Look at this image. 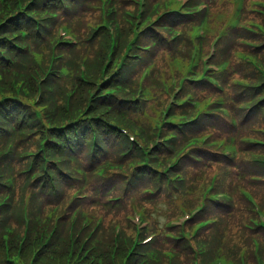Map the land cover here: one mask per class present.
I'll return each mask as SVG.
<instances>
[{
  "label": "trees",
  "instance_id": "1",
  "mask_svg": "<svg viewBox=\"0 0 264 264\" xmlns=\"http://www.w3.org/2000/svg\"><path fill=\"white\" fill-rule=\"evenodd\" d=\"M43 1L60 12L59 20L63 18L70 20L74 29L80 36V42L74 47L62 44H58L55 47V52L57 54L64 53L66 55L64 60L72 69V74L71 76H64L62 78L49 76L45 78V82L40 83V87L42 88L41 107L45 109L46 116H49L51 119L61 124H65L71 120L77 121L68 127H70L71 130L73 128L75 130H79L81 134H85L88 140L90 139L91 133H97L99 136L106 135L112 141L114 139L119 141L121 144L125 143V141L120 140L122 135L117 133L115 130L109 129L105 126L90 129L91 123L78 121L79 113L84 111V108L86 109L88 107L89 101L87 102V99L89 91L95 92V96H93L91 103H89V105L93 107L90 112H98L111 121L114 117V112L125 110L127 106V104L121 101V98L118 96L107 97L104 99V102L97 103L98 99L96 97V86L92 83V81L100 73L102 61L109 44V38L103 28L98 29L95 32L93 31L94 25L103 18L100 1L96 0L97 4L95 6L94 3L93 5L90 3V0H70L71 7L69 11H67L63 6V2L61 0ZM8 2L9 4L0 6V19L7 18L9 12L16 7V0H8ZM39 2H42V0H39ZM89 12L94 15L91 17ZM19 16V26L14 25L16 23L15 21L12 23V20H8L6 23L0 25V95L3 94L1 96L9 97L8 100L1 102L0 96V112L2 111L3 115L6 118L11 119L13 122L17 123L20 121L19 127L23 130H37L38 128V131L20 134L17 138H15L14 145L10 151L11 153L7 154L12 155L0 159V166L7 164L8 168L14 170L17 176L20 175L21 169L26 167L27 164L29 166L31 163L28 153L25 152L23 154V151L26 149H32L31 151L38 150V139L40 136L44 137L45 134L48 136L45 141L47 148H52L56 153L61 152L59 143L51 139L48 124L40 123L34 117L32 112L33 107L31 106L30 100L32 95H34L39 88L37 73L40 69L35 63L31 53H29L25 48L23 50L15 48L10 42L11 38L25 47L30 44L33 48L40 49L45 53L44 64L46 65L51 53L50 40L55 34L56 20H49L48 26L51 27V29L48 30L43 24L41 25V30L36 31L33 22L27 19L24 16V13L20 12ZM249 18L258 19L264 23V17L259 14L250 13ZM124 23V21H121V24ZM21 27L25 28L28 32L24 41H22L20 37L19 28ZM11 28H13V30ZM154 32V29H147L145 34H140L139 40L142 41L154 37ZM42 33L46 37L51 38L44 39L45 37L42 36ZM247 34L249 35L247 36L249 39L258 41L259 43H257L258 46L256 48H251L250 46H245L241 43H236L234 45L235 50L232 54L231 66L225 76L228 82L232 83L233 86L239 85L238 82L235 81L236 77L243 81L245 78L253 81H257L261 78V75L250 64L249 58L243 59L236 53L238 49L241 48L257 55L261 61L262 67L264 68V37H262L257 31L247 32ZM26 41H30L29 44ZM2 50H7L17 59L13 63L5 60L1 55ZM83 62L88 70L90 82H85L80 76L79 67ZM126 68L134 69L135 66L129 63L128 60L125 67L117 73L115 79H124L127 76ZM232 68H234V70ZM235 68L238 73H235ZM14 69L17 71H23V77L13 76L12 70ZM152 75L155 85L159 86V72L154 69L152 70ZM18 78L22 79L18 80ZM47 83L54 87L52 93L45 88ZM258 93H264V87L254 93V95ZM226 94V102L231 105L228 106L230 108L232 107L231 110L233 111L234 109L238 115V132L241 135L248 134L264 138V134L259 131L264 128V102H260L252 110H245L240 107L247 105V103L251 100L250 98L234 96L236 94L232 90L228 89ZM14 95H17L18 98L12 99ZM107 107H110L111 110H107ZM254 113H258V120L245 127L248 119L251 118ZM202 118L203 117H201V119ZM212 120L213 123H223L230 127L228 119L212 117ZM135 124L137 123L130 124V128L136 129ZM205 129L209 130L208 126H206ZM7 139L9 140L10 136L8 135L3 123L0 122V148L3 147V144ZM173 141L175 143H181L184 141V137H179ZM242 142L241 149L244 154V156H242V161H251L250 166L253 172L250 175L244 173L243 171L239 172L237 176L235 174H231L229 177L233 178V180H227V183L235 184L234 189L239 188L240 186H247L255 190V195L264 207V164L253 162L254 160L251 156V154H258L264 157V145L250 141ZM136 156H138V154H136ZM182 158V163L180 162L181 164L179 163L176 167V171L179 170L185 175V180L181 183V190L176 191L171 186L166 192V196L174 209L177 208V202L181 196L187 197L192 191H194L197 181V176H195V173L191 172L192 167L189 162L190 159H187V156H182ZM207 158L210 161V157ZM40 159L43 163L41 154L38 158H36L37 164L40 163ZM213 161L217 162L216 159H213ZM236 167L237 166H235V168ZM222 169V167H212L211 171H221ZM40 170H42V166L40 167ZM52 173L56 181L62 178V175L53 171ZM26 175L29 176V173ZM248 176L249 179L245 181L241 180L246 179ZM254 177H261L263 179L260 182H256V180L253 181ZM151 180H153V178ZM91 182L90 188L96 198L108 196L113 192V185H108V180L103 181L101 186H97V184H100L99 181H97V178H93ZM1 192L2 191L0 190V193ZM236 194L238 201L234 207L236 218L235 222H238L239 219L242 220L240 223L241 230H237L235 234H231L228 238L225 237L224 243L226 249L228 246L233 247V251L237 254V256L243 252L246 258V264H257L254 239L258 240L257 252L260 253L264 260V228L250 225V218L255 216L251 204L248 200L243 198L240 193ZM158 195L163 196L160 191L158 192ZM140 200V202H151L152 204H155L151 199L149 200L145 197H142ZM95 201L96 203L93 202L94 204H91L97 206V208L101 211H105L107 220L111 221L113 219H119V216L123 217L121 212V208L123 206L122 201L106 202L98 199ZM156 203L159 202L156 201ZM129 204L130 202L125 205L126 208L129 207ZM155 205L156 206L154 207L152 214L158 219L159 214L157 210L161 213H165L166 209L163 204ZM117 210L121 213L119 214ZM29 213L32 217L36 213V209L30 208ZM38 214L42 216H40L42 225L34 231L35 223L31 226L29 225V229H26L20 213L17 214L15 211L11 210V213L7 214V211L0 206V264H122L124 262L123 259H126L127 264H138L141 260V257H139L137 261H134L132 259V254L126 257L127 248H124L123 244H121V247L117 246L118 241L116 242L114 238V231L109 223H104L102 230L98 229L96 235L95 233L92 235V237L97 240V244L92 248L93 250L78 253L79 249H81L85 243L86 247H88L90 243L89 238L84 240L85 237L83 236V232H87L88 229L83 230L82 228L80 230V227L78 228V222L75 225L73 220L67 221L66 218L68 216L66 218H62L61 221H58L57 225L54 226L51 222H48V216L44 210H38ZM36 215L37 213L35 216ZM241 215H244V217ZM59 216L61 215L59 214ZM9 225L11 226V231L6 228ZM125 227L126 226L122 224L123 230ZM96 229L97 228L95 227V230ZM98 232L100 234H98ZM198 242L206 244L210 247L217 245V243L213 242L211 238L204 234H201ZM164 243L171 245V248L175 252L171 261L168 263L167 256L162 255L159 264H193L192 260L195 252H197V244L194 246L184 240H174L172 238H166ZM122 249L123 253H121L122 255L120 254V256L116 252H120ZM114 250L116 251L115 253ZM164 250L165 248H162V251ZM199 250H201V248ZM199 254H201L199 259L200 261L203 259L204 261L207 260V258H205L207 255L206 253ZM98 258L101 259L100 263L95 261ZM146 264H150V262L147 261Z\"/></svg>",
  "mask_w": 264,
  "mask_h": 264
},
{
  "label": "rangeland",
  "instance_id": "2",
  "mask_svg": "<svg viewBox=\"0 0 264 264\" xmlns=\"http://www.w3.org/2000/svg\"><path fill=\"white\" fill-rule=\"evenodd\" d=\"M164 1H167V0H164ZM214 5V4H213ZM221 6V4L220 5H218V6H214V8H213V13H215V14H213L212 13V19H213V27L215 26V24H216V21H217V24L219 25L220 24V19L222 18V17H226L227 16V14H229L231 11H232V5L231 4H228L227 6H226V8H221L220 7ZM132 9H133V7L132 6H129L128 8H127V10H131L132 11ZM90 11V10H89ZM90 14H91V17H92V15H94L93 13H91V12H89ZM22 78H18V80H21ZM258 120V118L257 117H254V118H251V121L252 122H254V121H257ZM216 135V134H215ZM150 207H151V209L153 208V204H151L150 205ZM117 212L120 214L121 212L120 211H118L117 210ZM242 217H244V215H241ZM236 221V219H234L233 220V227L232 228H230L229 229V236L231 235V234H235L236 233V231L237 230H241V227H240V223H241V219H239V221L238 222H235ZM210 230H204L203 232H202V234H204V235H206L208 232H209ZM237 236V235H236Z\"/></svg>",
  "mask_w": 264,
  "mask_h": 264
}]
</instances>
